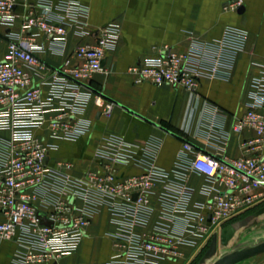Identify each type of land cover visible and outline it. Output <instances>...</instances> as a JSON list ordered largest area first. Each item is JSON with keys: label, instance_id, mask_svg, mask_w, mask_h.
<instances>
[{"label": "built area", "instance_id": "2783aa9c", "mask_svg": "<svg viewBox=\"0 0 264 264\" xmlns=\"http://www.w3.org/2000/svg\"><path fill=\"white\" fill-rule=\"evenodd\" d=\"M88 16V8L75 0H0V39L7 43L0 59V132L7 133L0 135V244L16 243L10 264H58L79 248L88 226L106 207L118 219L115 238L125 243L107 261L82 264H167L182 255L181 246L206 243L214 227L262 196L264 70L233 128L255 131L242 142L243 155L218 157L184 143L180 158L187 157L188 167L209 179L203 189L209 200L191 208L183 160L173 172L157 166L161 140L156 137L130 143L120 134H105L93 152L94 163L79 171L73 160L51 156L59 141H75L89 132L92 120L84 115L91 102L105 117L116 106L95 92L92 82L107 73L104 63L120 42L121 28L111 22L92 30ZM71 29L94 40L78 42L61 65H48L41 54H66ZM246 38L244 29L228 26L221 39L164 46L129 72L137 83L170 85L197 96L203 80L232 76ZM129 166L141 171L128 174L122 167ZM160 182L162 218L173 224L161 223L152 235H144L137 228L148 225Z\"/></svg>", "mask_w": 264, "mask_h": 264}, {"label": "crops", "instance_id": "0c3cea01", "mask_svg": "<svg viewBox=\"0 0 264 264\" xmlns=\"http://www.w3.org/2000/svg\"><path fill=\"white\" fill-rule=\"evenodd\" d=\"M75 1L88 8L90 29L96 31L111 22L120 25V42L104 63L107 73L96 75L92 82L95 92H101L116 103V106L112 115L105 117L99 114V109L91 102L84 115L92 120L89 132L75 141H59L51 156L73 160L75 170L79 171L94 163L93 152L102 143L105 134H120L130 143H144L151 137H156L161 140L155 158L156 165L167 172H173L180 164L179 161L183 160L186 183L192 189L190 207L206 203L210 196L203 189L209 181L208 177L188 167L189 159L180 158V153L184 143L190 142L198 152L235 159L243 155L244 139L256 135L249 127L240 133L233 128L252 102L254 80L263 75L264 0H240L237 4H234L235 0ZM228 26L246 31L245 47L237 55L232 76L227 80H203L197 96L187 95L182 89L170 85L137 83L129 72L131 65L157 53L164 46L184 48L194 40L221 39ZM18 27L19 23L16 29ZM0 31L2 32L1 28ZM93 40L92 36L82 39L71 29L66 54L60 55L47 50L41 56L48 65L59 66L78 42ZM6 44V39L1 37L0 59L4 56ZM4 134L7 135L0 132V135ZM260 150L264 151V145ZM122 169L128 174L141 171L135 166ZM215 185L223 189L217 181ZM156 189L151 219L146 227L137 228L144 235H152L161 223L173 224L162 218L161 195L164 183H158ZM258 191L262 196L254 205L214 227L212 235L226 227L241 229L248 226L263 232L264 187ZM119 229L117 217L103 207L88 226L79 248L59 259L58 264L107 261L125 243L115 238ZM97 245L100 248H96ZM205 245L206 243L197 246L183 245L182 255L167 264H182L187 255L201 250ZM16 248L14 241H3L0 244V264H10Z\"/></svg>", "mask_w": 264, "mask_h": 264}, {"label": "rangeland", "instance_id": "374dc122", "mask_svg": "<svg viewBox=\"0 0 264 264\" xmlns=\"http://www.w3.org/2000/svg\"><path fill=\"white\" fill-rule=\"evenodd\" d=\"M221 235V229L213 235L211 234L210 238L206 241L205 247L195 253L187 255L186 260H184L182 264H212L218 257L226 252L264 239V231L258 232L256 228H249L248 226L231 230L226 243L222 242ZM214 236L217 237V246L213 252H209L211 240ZM96 248H100V245H97ZM240 264H264V252L249 257Z\"/></svg>", "mask_w": 264, "mask_h": 264}, {"label": "water", "instance_id": "95a60500", "mask_svg": "<svg viewBox=\"0 0 264 264\" xmlns=\"http://www.w3.org/2000/svg\"><path fill=\"white\" fill-rule=\"evenodd\" d=\"M47 224H52L51 221H45ZM231 230H234L232 227H226L222 230V242L226 243L228 236L230 235ZM217 246V237L214 236L211 240L209 252H213ZM264 252V240L248 244L245 246L237 247L229 252L224 253L218 257L212 264H236L249 257L257 255Z\"/></svg>", "mask_w": 264, "mask_h": 264}, {"label": "trees", "instance_id": "16d2710c", "mask_svg": "<svg viewBox=\"0 0 264 264\" xmlns=\"http://www.w3.org/2000/svg\"><path fill=\"white\" fill-rule=\"evenodd\" d=\"M93 87V86H92ZM94 89V88H93Z\"/></svg>", "mask_w": 264, "mask_h": 264}]
</instances>
